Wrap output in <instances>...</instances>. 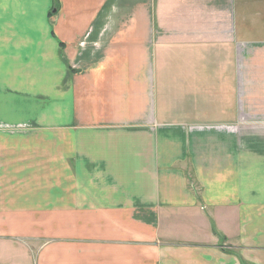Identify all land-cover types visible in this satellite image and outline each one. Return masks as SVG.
I'll return each instance as SVG.
<instances>
[{"label": "crops", "instance_id": "1", "mask_svg": "<svg viewBox=\"0 0 264 264\" xmlns=\"http://www.w3.org/2000/svg\"><path fill=\"white\" fill-rule=\"evenodd\" d=\"M243 18L0 0V264H264V27Z\"/></svg>", "mask_w": 264, "mask_h": 264}, {"label": "rangeland", "instance_id": "2", "mask_svg": "<svg viewBox=\"0 0 264 264\" xmlns=\"http://www.w3.org/2000/svg\"><path fill=\"white\" fill-rule=\"evenodd\" d=\"M54 1L56 3L58 0ZM235 12L237 25H242L241 17L243 16L245 25H251L253 29L264 27V0H235ZM255 38L264 40V29L259 35H253L251 40Z\"/></svg>", "mask_w": 264, "mask_h": 264}, {"label": "trees", "instance_id": "3", "mask_svg": "<svg viewBox=\"0 0 264 264\" xmlns=\"http://www.w3.org/2000/svg\"><path fill=\"white\" fill-rule=\"evenodd\" d=\"M56 3H57V1H56ZM56 9V8H55Z\"/></svg>", "mask_w": 264, "mask_h": 264}]
</instances>
